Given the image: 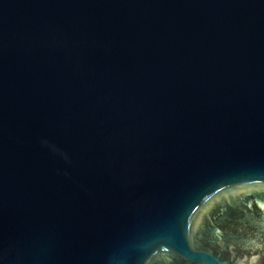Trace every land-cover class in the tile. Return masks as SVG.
I'll list each match as a JSON object with an SVG mask.
<instances>
[{"label": "water", "instance_id": "obj_1", "mask_svg": "<svg viewBox=\"0 0 264 264\" xmlns=\"http://www.w3.org/2000/svg\"><path fill=\"white\" fill-rule=\"evenodd\" d=\"M0 264H264V0H0Z\"/></svg>", "mask_w": 264, "mask_h": 264}]
</instances>
